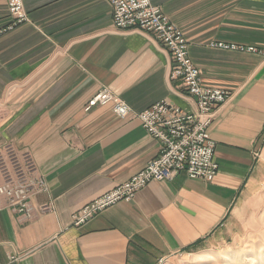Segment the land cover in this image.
<instances>
[{"label":"crops","instance_id":"1","mask_svg":"<svg viewBox=\"0 0 264 264\" xmlns=\"http://www.w3.org/2000/svg\"><path fill=\"white\" fill-rule=\"evenodd\" d=\"M23 1L30 22L0 38V145L30 150L49 189L32 197L31 221L0 211V264H160L211 253L241 202L264 189V54L209 43L264 50V0H152L183 29L202 82L231 92L211 129L220 172L210 183L185 172L153 181L80 227L76 210L161 151L138 119L119 118L111 104L86 111L88 100L108 87L135 111L196 103L171 79L169 51L117 29L107 0ZM8 9L0 0V27ZM46 202L53 211L41 212Z\"/></svg>","mask_w":264,"mask_h":264},{"label":"rangeland","instance_id":"2","mask_svg":"<svg viewBox=\"0 0 264 264\" xmlns=\"http://www.w3.org/2000/svg\"><path fill=\"white\" fill-rule=\"evenodd\" d=\"M6 2L9 8V0H6ZM150 2L154 6L159 7L165 16L169 17L164 12L162 7L154 4L152 0H150ZM22 3H23V8L25 9L23 0H22ZM109 4L112 7V21H113L114 26L117 29L137 30V31H141L146 34H149L150 36H152V38L160 42L167 49V47L161 42V40L154 33L152 34L150 32H146L142 30L141 28L134 27V26L130 28H120L116 26L113 20L114 8L110 2ZM8 10L10 11V9ZM9 16L11 19L8 22V24L0 27V38L8 34L9 32L13 31L15 28H18L20 25L30 22V16L28 12H27L28 18L26 19V22L24 23L14 24V22L12 21L11 12L9 13ZM169 19L170 21H172L170 17ZM173 23L176 24L175 22ZM9 25H12L13 28L2 31L4 28H6ZM179 28L182 30L184 34L183 29L180 26ZM184 37L187 40L185 34H184ZM216 42L217 41L210 42L209 46L215 49L227 50L225 47H219L218 45L217 46L212 45ZM218 42H225V41H218ZM225 43H233V42H225ZM238 45L239 46L241 45L244 48L254 47L255 53L263 51L262 54H264V50H259L255 46L244 45V44H239V43ZM188 53H189V57L191 58L193 64L196 66V64L194 63L190 55L189 47H188ZM174 66L175 65H174L173 56H172L171 74H172V69L174 68ZM171 74H170V77L172 80H180L185 85V82L183 81V79L173 77ZM200 83L204 84L202 80L200 81ZM205 87L223 89L220 87L207 86V85H205ZM185 88H186V92L188 96L194 98L195 100V103H196L195 109L184 108L172 102L169 99H163L158 102L165 100L167 102L168 110L174 107H181L182 109H184L185 111H188L189 113H196L195 114L196 116H194V121H192V123L199 125V124H204L207 122V124L205 125V130H207V132L210 134L211 139L214 142V147H213L214 159L217 161V158H216L217 143L211 134V129L214 123L216 110L220 106L225 104L231 98L232 96L231 92L226 89H223L227 92L228 95L226 97L224 96L222 101H219L213 104V110L210 113V115L208 114V115L201 116V113L198 107V98L187 90L186 85H185ZM106 90L107 92L110 93V95H108V93L105 92ZM104 94L105 96H103ZM121 100L127 104L131 112L126 111L127 113L125 112V114L124 113L122 114L119 111H117L118 110L117 107L119 106L118 103L122 102ZM158 102H155L154 104ZM108 104H111L112 111L119 118L138 119L141 125L143 126V128L147 131V133L153 139L160 142L161 151L158 156L149 160L142 169H140L138 172L133 174L129 179L116 184L114 188L100 194L99 196L87 202L81 208L76 210V212L72 214V221H71L72 225L76 227L83 226L88 221L94 219L97 215L102 213L104 210H107L108 208L116 205L120 201L132 200L136 194L130 199H119L115 201L113 199L111 201H105L104 203H107V204L103 206H95V205L90 206V204H92L96 200L107 198V196L113 193L112 191L116 190L120 186L126 185L127 182H130L133 179L135 180L142 179L143 172L146 170H149L150 162L157 163L159 161H162L165 155L168 153V150H171L172 143L175 144L174 141L170 139L176 136L170 125L162 121H156L157 122L156 125L155 126L153 125V128L150 129V120L146 121L141 117V113L144 110H147L148 108L152 107L154 104L150 105L144 110L135 111L123 98L115 94L110 88L102 87L101 90H99L94 96H92L88 100L85 110L89 111V110H92L93 108H96L99 106H105ZM171 117L172 115L167 114V113L165 114V116H163V118L165 119H168ZM154 129L157 131L156 135L153 134L152 132L154 131ZM217 168H218L217 172L214 175L215 177L210 181L205 178L193 179L189 176V174L185 170H179V171L172 170L173 175L171 179L165 178V179H157V180H152V181L149 180L148 182L144 183L139 190L143 189L144 187H146L153 181L173 180L176 177V175L180 172H185L188 178L192 180L210 183L214 181V179L220 172L219 163H218ZM48 189H49V186H48L47 178L44 174L38 171L36 160L34 159L30 150H20V148H18L13 142H6L0 145V211L5 210L8 212H11L12 214L19 217L23 222L31 221L35 217V210H36L34 204L32 203V197L35 195L41 194L43 192H47ZM87 207L89 208L88 209L89 211L85 210V208ZM40 209H41V212H44V213L51 212L54 210V205L52 202H49V203L46 202L42 206H40ZM85 213L87 214L89 213L87 216L84 217L85 222L83 221L79 224L78 223L79 218L84 216ZM76 223H78L79 225ZM206 249H208L211 253L203 252L200 255H194L188 252H184L183 254L178 256L176 259H175V256H171L172 260L168 258L164 260V258H162V261L161 262L159 261V263L160 264H264V189L260 193H258L256 196L243 200L241 202L240 210L237 213V215L229 221L228 225L221 228V230L218 232V236L215 237V240L213 242L211 241L210 244H208V247H206Z\"/></svg>","mask_w":264,"mask_h":264},{"label":"built area","instance_id":"3","mask_svg":"<svg viewBox=\"0 0 264 264\" xmlns=\"http://www.w3.org/2000/svg\"><path fill=\"white\" fill-rule=\"evenodd\" d=\"M108 1L114 8L113 20L116 26L120 28L139 27L146 32L154 33L161 40L173 56L175 66L172 69L171 75L183 79L187 90L198 98L201 116L210 115L213 110V104L222 101L224 96L226 97L228 94L223 89L207 88L200 83V70L189 57V45L179 26L170 21L169 17L165 16L161 9L154 6L150 0ZM9 9L14 24L26 22L28 16L23 8L22 0H9ZM11 28H13L12 25H9L2 31ZM212 45H218L226 49H247L241 45L238 46L218 41ZM248 49L255 50L254 47H249ZM105 92L110 95L107 90ZM118 105L116 107L120 113L131 112L125 102L122 101ZM187 112L181 107H174L168 110L165 100L143 111L141 117L146 121L150 120V129L153 128V125H156V121H162L172 127L176 136L170 139L175 144L172 143L171 150H168L167 156L165 155L162 161L157 163L150 162L149 170L143 172L142 179H133L127 182L126 185L112 191L113 193L107 196V198L96 200L90 206H103L107 204L104 203L105 201L113 199L114 201L130 199L149 180L171 179L173 175L172 170H185L193 179L205 178L209 181L212 180L217 172L218 163L214 159V142L210 134L205 130L207 122L199 125L192 123L196 113ZM166 113L171 114L172 117L168 119L163 118ZM152 132L155 135L157 133L155 129ZM88 209V207L85 208L86 211ZM88 214L85 213L84 216L79 218L78 223L83 222L85 220L84 217Z\"/></svg>","mask_w":264,"mask_h":264},{"label":"bare ground","instance_id":"4","mask_svg":"<svg viewBox=\"0 0 264 264\" xmlns=\"http://www.w3.org/2000/svg\"><path fill=\"white\" fill-rule=\"evenodd\" d=\"M230 44H234V43H230ZM235 45H238V44H235ZM238 46H239V45H238ZM248 48H249V47H248ZM248 48L245 49V50H241V49H239V48H236V49H227V50H236V51H248V52H253V49H248ZM196 67H197V66H196ZM197 68H198V67H197ZM198 69L200 70V68H198ZM200 75H201V70H200ZM200 77H201V76H200ZM203 86H204V85H203ZM144 111H145V110H144ZM186 156H187V154H186ZM138 191H139V190H138ZM138 191H137V192H138ZM137 192H136V193H137ZM136 193H135V194H136ZM161 261H162V260H161Z\"/></svg>","mask_w":264,"mask_h":264}]
</instances>
